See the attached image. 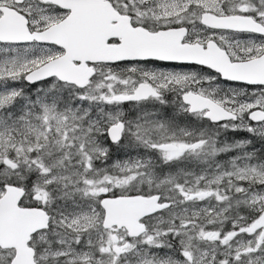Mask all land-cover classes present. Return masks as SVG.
I'll use <instances>...</instances> for the list:
<instances>
[{
    "label": "snow or ice",
    "instance_id": "obj_1",
    "mask_svg": "<svg viewBox=\"0 0 264 264\" xmlns=\"http://www.w3.org/2000/svg\"><path fill=\"white\" fill-rule=\"evenodd\" d=\"M0 264H264V0H0Z\"/></svg>",
    "mask_w": 264,
    "mask_h": 264
}]
</instances>
